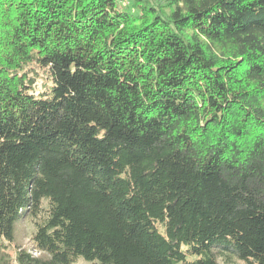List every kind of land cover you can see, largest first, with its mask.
I'll use <instances>...</instances> for the list:
<instances>
[{
    "label": "trees",
    "instance_id": "16d2710c",
    "mask_svg": "<svg viewBox=\"0 0 264 264\" xmlns=\"http://www.w3.org/2000/svg\"><path fill=\"white\" fill-rule=\"evenodd\" d=\"M237 261L264 264V0H0V264Z\"/></svg>",
    "mask_w": 264,
    "mask_h": 264
},
{
    "label": "rangeland",
    "instance_id": "374dc122",
    "mask_svg": "<svg viewBox=\"0 0 264 264\" xmlns=\"http://www.w3.org/2000/svg\"><path fill=\"white\" fill-rule=\"evenodd\" d=\"M120 1H121L122 6H128L131 0H120ZM17 233H18V244L25 248H30L31 229L29 227L23 226V227H20L19 230H17ZM79 264H86V263L80 262ZM235 264H242V263L240 261H237L235 262Z\"/></svg>",
    "mask_w": 264,
    "mask_h": 264
}]
</instances>
